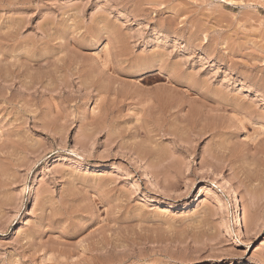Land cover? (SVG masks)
Here are the masks:
<instances>
[{"label": "rangeland", "instance_id": "1", "mask_svg": "<svg viewBox=\"0 0 264 264\" xmlns=\"http://www.w3.org/2000/svg\"><path fill=\"white\" fill-rule=\"evenodd\" d=\"M0 264H264V0H0Z\"/></svg>", "mask_w": 264, "mask_h": 264}, {"label": "bare ground", "instance_id": "2", "mask_svg": "<svg viewBox=\"0 0 264 264\" xmlns=\"http://www.w3.org/2000/svg\"><path fill=\"white\" fill-rule=\"evenodd\" d=\"M98 46H100L101 45V42L100 41H98L97 43H96ZM154 70H156L155 69V67H153V66H148V67H145L144 69H143V74H145V75H149L151 72H153ZM160 71V70H159ZM147 78V77H146ZM180 79V78H179ZM179 79H171V82H177V80H179ZM193 85V84H192ZM191 89V88H190ZM196 90V89H195ZM225 95H227L226 93H224ZM224 94H221V95H219V96H224ZM204 95V94H203ZM231 95V94H230ZM231 97V96H230ZM234 98V97H233ZM232 99V98H231ZM230 98H228V97H221L220 98V101H217L216 102V104H217V107H218V109L220 110L221 108H223V107H228L229 108V106L230 107H233V109H236V110H242L243 108V106L241 105L240 106V104H236L235 103V101L236 102H238L236 99H232V100H235L234 102H232V100H231ZM222 110V109H221ZM250 117V116H249ZM107 167V166H106ZM106 167H100V169H99V171L101 172V171H103V170H105V169H107ZM98 169V168H97ZM143 169H144V167H143ZM144 175H146V176H148L147 175V173L145 172V174ZM95 218H96V215H95Z\"/></svg>", "mask_w": 264, "mask_h": 264}]
</instances>
